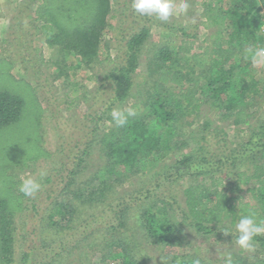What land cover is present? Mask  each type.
I'll return each mask as SVG.
<instances>
[{"label": "trees", "instance_id": "obj_1", "mask_svg": "<svg viewBox=\"0 0 264 264\" xmlns=\"http://www.w3.org/2000/svg\"><path fill=\"white\" fill-rule=\"evenodd\" d=\"M112 1L26 0L20 7V13L27 10L35 39L53 47L56 58L45 66L53 68L55 78L64 81L75 76L73 71L66 72L72 66H67V60L72 57L73 69L92 68L98 61L107 65L101 74L88 76L96 84L92 91L96 100L83 114L78 139L67 144L65 160L61 157L60 167L44 177L46 184L51 185L54 175L60 182L58 194L45 208L44 235H78L62 250L66 254L94 239L83 252L86 264H146L135 258L138 243L132 242L131 224L141 229L151 245L179 244L185 239L184 227L205 240L213 237L235 243V224L242 214L251 211L264 220V111L256 117L255 110H249V106L264 105V86L242 53L247 47L259 46L264 0H227L224 6L223 0H218L219 13L228 19L222 13H210V5L203 2L202 20L197 24L203 26L206 37L200 44L197 33L187 27L169 25L173 21L159 24L169 28L161 33L159 43H150L154 49L151 55H144L143 67L140 58L151 38L155 17L135 14L131 0H114L115 7ZM222 18L232 26L227 38L219 25ZM191 26L196 27L189 23ZM109 33L116 40L115 55L109 53ZM233 42L237 46L246 43L238 50L239 56L227 52ZM27 59L35 60L32 56ZM137 77L141 80L135 83ZM71 87L69 95L81 92L84 98L88 96L84 85ZM128 101L127 107H136L137 115L117 127L110 112L126 109L122 104ZM208 102L218 109L220 118L247 126L239 142L228 140L224 129L210 119L196 128L183 120L186 114L198 116L201 104ZM23 105L19 94L0 89V130L18 121ZM92 146L98 149L100 159L81 177L90 166L87 158ZM146 168L154 169L148 178L143 177ZM184 178L188 179L185 183ZM124 182L129 189L118 193ZM54 191L50 190V195ZM8 207L7 200L1 198V264L13 262L12 213ZM88 207L91 209L84 218ZM222 228L232 230L233 235H225ZM46 240L42 245L50 244ZM253 244L255 254L251 253L249 261L241 256L246 250L240 247L237 255L222 254L209 263L195 252L165 257L167 264H195L196 260L200 264H227L229 257L231 264H264V234L256 236ZM50 261L41 264H53Z\"/></svg>", "mask_w": 264, "mask_h": 264}, {"label": "rangeland", "instance_id": "obj_2", "mask_svg": "<svg viewBox=\"0 0 264 264\" xmlns=\"http://www.w3.org/2000/svg\"><path fill=\"white\" fill-rule=\"evenodd\" d=\"M5 1L3 2L4 6L7 5ZM204 1L210 5V13L216 15L219 13L217 9L218 5H213L216 0ZM112 3V6H114V0ZM202 3L203 0H189L190 8L186 16L173 17L168 22L154 19L156 23L151 28V38L146 43L140 58L142 67L145 63L144 55H151L154 49V46L151 47L150 43H159L161 41V33L169 28V26H160L159 24L161 23L169 24L173 21L169 25L173 27H187L188 31L197 33V43L200 44L202 42L203 38L206 37V34H204L205 29H203L202 25L197 24L198 20H202L201 13L204 10ZM226 3L227 0H223L221 5L224 6ZM35 4L36 2L32 3V8L35 7ZM189 23L195 24L196 27H189ZM36 24H39V21ZM217 27V25L212 26L208 32L213 31ZM221 28H223V31L231 30L230 26L227 28L222 26ZM1 31L2 29L0 33ZM254 34L256 35L257 33ZM110 36L111 33L106 36V40H110L109 53L115 55L114 47L116 40L111 39ZM227 36L225 37L227 38ZM25 37L24 42L21 43H26V45H23L24 48L20 54L15 49L14 42H11L12 39L15 40L13 35L7 37L8 41H3L4 39L0 40V89L7 88L19 94L24 100L22 114L18 121L4 126L0 130V199L7 200L8 208L12 213V264H41L42 262L53 261V258H55L53 264H86L83 252L88 250L90 244L95 241L94 239L89 238L82 244L79 250L74 249L70 254H66L62 250L73 244L78 235L72 238L64 237L63 235L61 238H49L43 233L42 229L44 228L48 214L45 208L49 201L58 194V187L60 186L59 177L54 175L51 185L44 183V177L51 174L54 167H60V160H62L61 157H64L67 144H72L79 137L78 132L80 129L78 128H82L81 119L83 114L90 111L88 110L89 103H93L96 100L92 97V91L95 90L96 84L94 81L88 79V76H91L93 72L101 74L106 70L107 65L105 61H98L93 64L92 68L85 69L78 67L73 69L75 61L72 57L67 60V66H72H69L70 69L68 71L66 69V72L72 73L73 71L75 72V76H69L64 81L57 79L54 77L56 73L55 71L53 72V68L50 66L46 68L45 66V64H49L48 60L56 58L52 51L53 47L48 46L42 40L35 39L36 32L34 26L32 29H28V34ZM245 46L246 43L244 44V42L239 46L233 42L227 52L239 56L240 52L238 50L245 48ZM36 48L38 49L37 53L35 52ZM22 56L28 61L27 63H24L25 60H23ZM28 56H32L36 61L27 59ZM37 62L39 64L38 72L36 71ZM253 72L264 86V68H256ZM45 77L47 81L44 79ZM140 80L141 78L137 77L135 83H138ZM77 83L84 85L89 91L86 98L83 97V93L81 92L75 96L69 95L72 92L71 86ZM261 97L264 100V93ZM197 98L202 100L203 96L197 94ZM129 103L130 101L122 104V108L127 107ZM217 110L210 102L202 103L198 116L194 113L186 114L183 120L192 122L191 128H196L203 120L210 119L214 125H220L224 129L228 140L239 142L247 132V126L233 125L229 118H220ZM249 110H255L254 116L256 117L262 116L264 105L249 106ZM89 123L93 125L92 121ZM89 153L87 159L90 162V166L83 171L81 177L85 176L89 170H92L100 159V153L96 146H92ZM64 160L65 157L63 158ZM153 171L154 169L148 170L146 168L144 171L146 176L143 177L148 178ZM41 172L46 174L41 177ZM28 176L36 178L41 184V190L34 197H26L19 191L22 179ZM134 180L138 186L139 179L135 177ZM187 180V178H184L182 182L185 183ZM53 188L55 191L50 195V190ZM128 189L129 185L124 182V185L119 186L118 193H122L123 190ZM85 208L87 209V207ZM86 209V214H82L84 218L91 207H88V211ZM80 214L81 212L79 216ZM131 226L130 231L134 235L132 242L138 243L137 247L135 246V258L146 264H163L160 257L184 254L186 252H195L196 256L204 257L207 263H209L219 258L222 254L233 253L237 255V249L239 248L237 244L229 243L226 240H215L213 237L205 240L204 237L197 235L189 227H184L186 235L183 238L185 239L180 240L179 244L165 246L151 245L148 243L141 229L134 224H131ZM92 228L93 226L88 230ZM44 236L47 240L44 239ZM43 240H46V243L50 244L47 246L42 245L41 241ZM186 240H189L188 243H186ZM251 253L255 254V250L246 251L241 256L249 261L252 259Z\"/></svg>", "mask_w": 264, "mask_h": 264}, {"label": "clouds", "instance_id": "obj_3", "mask_svg": "<svg viewBox=\"0 0 264 264\" xmlns=\"http://www.w3.org/2000/svg\"><path fill=\"white\" fill-rule=\"evenodd\" d=\"M131 8L139 16L155 17L162 22H168L173 17L187 15L190 4L189 0H131ZM244 58L250 60L254 68H264V46L247 47L244 50ZM137 115V108L129 106L124 110L112 109L110 116L117 127H123L129 123L130 117ZM46 173L41 172V177ZM41 190L40 182L28 176L23 178L19 191L26 197H34ZM225 235H233L232 230L222 228ZM236 240L235 243L246 251L254 250V238L264 234V220H259L255 213L249 211L239 217L235 224ZM163 264H167L168 257H160ZM195 264H200L199 260ZM227 264H231L230 257Z\"/></svg>", "mask_w": 264, "mask_h": 264}, {"label": "crops", "instance_id": "obj_4", "mask_svg": "<svg viewBox=\"0 0 264 264\" xmlns=\"http://www.w3.org/2000/svg\"><path fill=\"white\" fill-rule=\"evenodd\" d=\"M6 1H5V4L7 3V5L4 6L3 5L4 0H0V30L2 29L0 33L1 34L0 40L2 41L4 39L3 41H8L7 37L10 35H13L15 40L12 39L11 42L12 43L14 42V47L16 50H18L20 54L23 51V48L21 45H26V43H21V42H24L25 40L24 38H26L25 36H27L28 34V29L29 28L32 29L34 25L30 23L28 20L27 10L22 13L19 12L20 7L22 6V3H24L26 0H10V1L6 0ZM203 2L205 1L203 0ZM217 2L218 0H216V2L213 3V5L215 6ZM3 6H4V9H3ZM226 19L222 18V20L219 21V25L221 27L225 26L227 28L228 26H230L228 22L227 23L224 22V20ZM230 27H231V30L229 29L230 31L228 30L223 31L224 37L229 35L230 32L232 31V26ZM26 48H28V46H26ZM27 62L28 61L25 59L24 63H27Z\"/></svg>", "mask_w": 264, "mask_h": 264}, {"label": "built area", "instance_id": "obj_5", "mask_svg": "<svg viewBox=\"0 0 264 264\" xmlns=\"http://www.w3.org/2000/svg\"><path fill=\"white\" fill-rule=\"evenodd\" d=\"M260 15H261V22L258 31L260 38L259 46H264V8L260 11Z\"/></svg>", "mask_w": 264, "mask_h": 264}]
</instances>
